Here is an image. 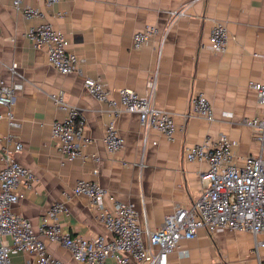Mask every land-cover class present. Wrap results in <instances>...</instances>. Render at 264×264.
I'll list each match as a JSON object with an SVG mask.
<instances>
[{
	"label": "crops",
	"instance_id": "0c3cea01",
	"mask_svg": "<svg viewBox=\"0 0 264 264\" xmlns=\"http://www.w3.org/2000/svg\"><path fill=\"white\" fill-rule=\"evenodd\" d=\"M23 4L39 9L43 16L26 19L14 0H0V79L22 85L13 105L20 126L0 122V156L9 135L22 143L16 159L32 169L35 180L25 185L24 198L14 206V213L29 219L35 228L54 204L63 202L68 214L60 218L67 231L86 238L109 236L90 200L73 195L76 183L87 180L99 183L122 202L133 203L141 226L155 230L178 205L191 207L201 195L200 173L208 164L186 161L190 146L225 134L236 141L239 156L262 154L254 130L242 121L264 113L249 87L250 81L264 84V0H60L54 7L44 0H24ZM180 9L186 15L172 23L169 11ZM44 22L66 35L70 50L84 59V75L101 78L112 98L119 99L118 91L124 88L145 94L156 76L155 103L174 116L178 127L173 140L153 130L145 143L139 116L124 113L115 124L125 147L109 154L103 144L105 130L114 119L109 104L91 96L79 75H64L50 66L46 51L36 49L25 36L30 27ZM218 22L225 24L229 35L225 53L208 48ZM148 26H156L159 33L142 49H134V34ZM13 64L22 77H13ZM57 93L65 95L69 107L78 109L92 139L84 148L85 158L73 162L62 160L52 135V123L67 116V110L52 100ZM192 93L209 99L214 122L190 115ZM0 112H4L1 107ZM257 241H264V235L255 238L226 229L210 235L201 229L196 238L181 242L168 264H264V247H257ZM46 244L55 257L76 264L66 250L47 240ZM33 258L16 254L11 264H28Z\"/></svg>",
	"mask_w": 264,
	"mask_h": 264
},
{
	"label": "built area",
	"instance_id": "2783aa9c",
	"mask_svg": "<svg viewBox=\"0 0 264 264\" xmlns=\"http://www.w3.org/2000/svg\"><path fill=\"white\" fill-rule=\"evenodd\" d=\"M14 0L15 8L26 19L43 16L36 8ZM46 6L54 7L60 0H44ZM171 22L186 15L184 9L169 11ZM58 16L63 17V13ZM169 28L162 40L166 41ZM159 33L156 26H148L133 36L134 49L148 45ZM27 40L36 48L44 49L47 61L61 74H77L83 78L87 92L99 102L108 103L114 118L107 126L103 144L109 154L122 151L126 140L115 121L124 113L137 114L147 134L158 131L168 140H173L178 127L174 116L157 107L155 103L157 77L149 83V90L140 94L130 89H119V99L112 98L101 78L84 75V59L70 50V41L64 33L49 22L30 27ZM228 31L224 23L214 25L208 48L214 53H225L228 47ZM205 46L203 45L202 48ZM161 52V51H160ZM17 64L10 67L13 77H22ZM257 94L258 105L264 110V84L249 82ZM22 85L7 84L0 79V122L6 120L11 128H18L13 105L16 92ZM56 106L67 110L63 120L52 123V135L58 141V149L64 162L85 158L84 148L92 143L87 134V125L77 108L69 107L63 93L52 95ZM190 115L209 123L215 121L214 107L203 93L190 96ZM243 125L252 127L254 140L262 145V154L239 156L236 141L221 134L217 139L207 137L203 143L190 146L184 156L188 162H206L208 169L200 173L202 192L194 205H178L174 212L157 229L141 226L139 213L133 203L120 201L111 191L97 182L80 180L73 188L74 196H85L97 212L109 236L97 235L86 238L67 231L61 215H67L65 203L54 204L41 218L37 228L32 222L14 213V206L24 198L25 185L35 180L32 169L22 165L16 154L23 150L22 143L12 135L5 139L0 156V264H11L16 254H31L28 264H68L49 252L46 240L66 250L76 264H168L169 255L181 248V242L197 237L201 229L213 235L218 230L248 232L258 238L264 235V113L245 118ZM14 144V148H12ZM99 163L100 158H94ZM98 174V169L95 171ZM264 247V241H257Z\"/></svg>",
	"mask_w": 264,
	"mask_h": 264
}]
</instances>
